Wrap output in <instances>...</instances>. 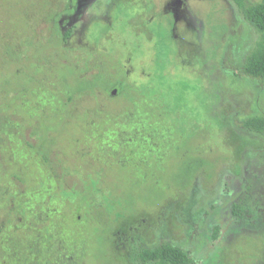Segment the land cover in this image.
<instances>
[{
	"label": "rangeland",
	"instance_id": "1",
	"mask_svg": "<svg viewBox=\"0 0 264 264\" xmlns=\"http://www.w3.org/2000/svg\"><path fill=\"white\" fill-rule=\"evenodd\" d=\"M73 1L0 0V236L20 218L18 203L37 174L53 171L81 189L78 174L89 172L96 178L89 184L99 188L92 200L104 198L114 212L103 219L87 213L85 264H153L139 260L140 248L171 238L184 240L193 264H264V133L246 123L264 116V80L245 69L261 41L258 29L231 0ZM96 75L162 85L178 146L156 172L133 176L111 148L96 156L84 138L70 145L82 135L85 115L127 103L103 84L65 98V82L74 87L75 77ZM52 91L68 104L56 117L46 100L36 102L37 93ZM40 114L54 126L47 162L31 148L37 157L24 160L44 136ZM199 168L189 198L194 182L181 188V179ZM181 192L180 203L164 208ZM36 224L42 229L14 233L8 226L19 249L45 236L47 221Z\"/></svg>",
	"mask_w": 264,
	"mask_h": 264
},
{
	"label": "trees",
	"instance_id": "2",
	"mask_svg": "<svg viewBox=\"0 0 264 264\" xmlns=\"http://www.w3.org/2000/svg\"><path fill=\"white\" fill-rule=\"evenodd\" d=\"M231 1L243 9L246 18L261 34V41L258 47L248 56L245 69L250 74L264 80V0L248 6L246 5L247 0ZM69 34L67 31L65 37ZM15 73H13V76ZM18 75L16 74V77ZM4 83L10 85L7 76ZM99 84H103L106 90L114 87L113 90H118L119 95H123L127 103L117 110H96L93 118H90V115H85L82 123L83 133L81 132L80 137H75L70 145L76 148V145L84 138L83 143L91 148V154L96 151V156H99V153L105 147L111 148L113 151L112 156H116L114 158L118 165L130 171L133 176H144L143 171L149 172L152 168L156 172L157 165L161 166L168 154L177 149L178 146V143L175 142L177 140L175 138L177 137L175 135V116L173 117L162 85L153 82V84H147L146 88H141L139 85L123 80L112 82L101 75L86 79L75 77L74 87L69 85L68 82L63 84V95L68 100H72L74 93L94 89ZM36 95L39 96L36 97V102L38 98H41L42 102L46 100V103L51 104L49 109L51 117L66 112L67 101L64 96L59 97L57 92H49L44 97L40 96L39 93ZM38 102L39 104L42 103L41 101ZM56 104L58 108H56ZM32 109L34 111V108ZM38 121H40L39 130L41 133L43 132L44 136L39 143L30 144L29 150L24 152V156L22 155L24 160H28L35 152L37 155H45L44 153L48 152V149L52 146L48 141L53 135L51 130L54 126L41 123L46 121V115L44 114L39 115ZM246 123L253 130L264 133V116L250 118ZM2 131L8 133L7 129ZM34 132L37 133L38 130ZM1 146L0 141V148ZM30 148L34 150V153ZM73 151L75 152V150ZM19 152L22 154L21 149ZM46 158L47 155L43 156L45 162H47ZM35 163L36 166L39 165L37 160H35ZM201 173L200 168L199 170H193V172L190 170L188 174H184L185 178L181 179L182 183L179 186L181 188L186 187V183L189 181L194 182L191 188L189 187L185 191L187 194L191 191L189 198L193 196L194 189L192 187L196 186L197 178ZM78 176L83 182L81 189L68 188L65 177L63 175L57 176L53 171L47 175L41 173L35 176L36 184L33 183L34 187L32 186L26 193L22 194L24 198L18 203L20 218L16 223H11L8 226L12 227L14 233H17L18 229L41 230V226L36 223L43 218L48 223L45 227L47 232L45 236L35 235L31 246L22 245L19 249L18 245L9 236V232H11L8 230L9 227H5L0 236L3 252V260L0 261V264H18L16 261L18 256L20 257V264L22 262L24 264H85L88 249L87 235L84 233L87 228L85 223L88 217L87 213L93 217V213L97 212L100 218L103 219L102 214L105 216L107 213L109 215L114 211L104 198L97 199L96 202L92 200L93 192L99 189L95 185L89 184L90 182H96V178L92 179L93 175L89 172H81ZM182 194L183 192L178 193L175 199L171 197L164 208L180 203L183 199ZM129 198H131V195ZM128 203L130 206V201ZM109 228L112 227L109 226ZM109 228L104 227V229ZM120 236L122 235H119V238ZM108 237H111V235L109 234ZM13 239L15 240L14 235ZM116 244L121 249L118 240H116ZM184 246L183 239L174 238L158 243H146L140 248L139 260L143 263L153 264H193V259Z\"/></svg>",
	"mask_w": 264,
	"mask_h": 264
},
{
	"label": "flooded vegetation",
	"instance_id": "3",
	"mask_svg": "<svg viewBox=\"0 0 264 264\" xmlns=\"http://www.w3.org/2000/svg\"><path fill=\"white\" fill-rule=\"evenodd\" d=\"M78 1V0H77ZM77 1H74V2H77Z\"/></svg>",
	"mask_w": 264,
	"mask_h": 264
},
{
	"label": "water",
	"instance_id": "4",
	"mask_svg": "<svg viewBox=\"0 0 264 264\" xmlns=\"http://www.w3.org/2000/svg\"><path fill=\"white\" fill-rule=\"evenodd\" d=\"M116 89H114V91H115Z\"/></svg>",
	"mask_w": 264,
	"mask_h": 264
}]
</instances>
